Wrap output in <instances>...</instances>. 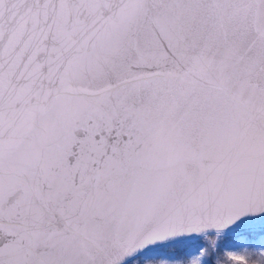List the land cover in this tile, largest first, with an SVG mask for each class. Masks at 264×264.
Wrapping results in <instances>:
<instances>
[{"label": "snow or ice", "instance_id": "snow-or-ice-1", "mask_svg": "<svg viewBox=\"0 0 264 264\" xmlns=\"http://www.w3.org/2000/svg\"><path fill=\"white\" fill-rule=\"evenodd\" d=\"M0 264H264V0H0Z\"/></svg>", "mask_w": 264, "mask_h": 264}]
</instances>
